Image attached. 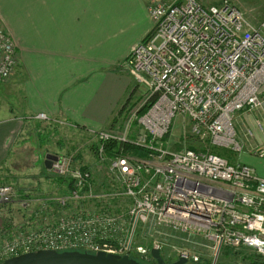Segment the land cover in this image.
<instances>
[{
    "label": "built area",
    "instance_id": "2783aa9c",
    "mask_svg": "<svg viewBox=\"0 0 264 264\" xmlns=\"http://www.w3.org/2000/svg\"><path fill=\"white\" fill-rule=\"evenodd\" d=\"M148 12L153 28L122 65L147 91L133 104L127 99L113 126L90 134L92 166L79 164L78 150L59 151L49 170L57 177L44 180L51 192L29 196L0 185V208L16 203L22 210L21 220L0 232V264L43 250L152 263V249L163 254L164 243L141 244L148 235L182 244L178 259L187 264L217 258L222 249L264 258V179L211 151H241L236 114L264 108V21L252 23L228 1L150 0ZM19 63L13 38L0 28V89ZM178 117L188 119L200 149L164 142ZM30 120L52 124L46 114ZM113 143L121 148L109 153ZM255 148L264 159V145Z\"/></svg>",
    "mask_w": 264,
    "mask_h": 264
},
{
    "label": "crops",
    "instance_id": "0c3cea01",
    "mask_svg": "<svg viewBox=\"0 0 264 264\" xmlns=\"http://www.w3.org/2000/svg\"><path fill=\"white\" fill-rule=\"evenodd\" d=\"M149 2L0 0V28L13 38L20 59L16 74L0 89L1 167L19 157L28 132L41 124L30 120L37 114L81 135L79 141L113 126L138 87L122 65L152 30ZM263 109L236 114L241 148L264 145ZM254 113L262 139L247 137Z\"/></svg>",
    "mask_w": 264,
    "mask_h": 264
},
{
    "label": "rangeland",
    "instance_id": "374dc122",
    "mask_svg": "<svg viewBox=\"0 0 264 264\" xmlns=\"http://www.w3.org/2000/svg\"><path fill=\"white\" fill-rule=\"evenodd\" d=\"M200 1H202L206 5H220L221 3L228 1L239 7L246 14L248 20L252 23L257 24L264 21V0ZM136 89V93H133L131 95V99L127 102V105L133 104V102L135 101L142 100V98L144 97V93L147 91L145 86H140L139 90L138 88ZM262 93L264 95V86L262 88ZM120 112H122V110ZM123 115L124 114H122V116ZM252 115L254 117V122H250V126L248 125V131H251L256 136V138L262 139V134L260 132L261 128L259 127V125L257 126V120L255 118L258 116L255 113ZM21 116V114H18V117ZM59 124L52 123L49 127L44 123H41L35 125L32 131L28 132L25 140L23 139V144L20 146L21 151H19V157L15 158V160H13V162H11L6 167L0 166V185H12L17 189V191H19L20 194L26 193L29 196H37L35 194H39L38 192H51L52 187L46 186L48 184L44 183V180L48 178V175H51L53 177L57 176L56 174L51 173L45 168L44 161L45 156L48 153L52 154L59 151L72 153L78 150L79 154L77 155L80 159L79 164L92 166V164L94 163V156H92V154H95L92 150V141H90L91 137H88L90 135L82 134L83 140L79 141L81 139V135L78 137H74L70 132H66L65 130L61 129V126ZM234 126L237 131L240 132V127L237 126V120H234ZM190 128L191 125L188 119H185L183 121L181 117L176 118L172 127V134L167 136L164 139V142L167 144L171 140V146L176 149H182L184 146L193 148L197 147L198 149H200V142L190 137ZM70 136H72V138H70ZM256 150L257 148H250L249 146H244L241 151H235L232 148L220 147H213L211 149L213 154L228 159L231 164H242L250 166L251 168L255 169L257 175L261 179H264V159L255 155ZM95 172L97 178H104L105 182H107L110 178L108 176H104L105 173H102L99 170H95ZM20 208L21 206L16 203H13V205L11 204L10 208L8 209L7 207L0 208V232H2L9 224L21 220L22 210H20ZM139 232L140 231H138V234ZM155 239L158 242H161V239L164 243L162 256L166 262L170 263L178 260L179 250L183 245L172 238L170 239L167 236L163 238H160L159 236H153L152 238L151 235H148L145 240H143L142 238L140 240V243L150 247L152 245V241H155ZM206 263L264 264V258L258 256L252 250L248 249H222V252L217 258L206 257L201 261L200 264Z\"/></svg>",
    "mask_w": 264,
    "mask_h": 264
},
{
    "label": "water",
    "instance_id": "95a60500",
    "mask_svg": "<svg viewBox=\"0 0 264 264\" xmlns=\"http://www.w3.org/2000/svg\"><path fill=\"white\" fill-rule=\"evenodd\" d=\"M58 160V156L48 153L45 156L44 165L47 170H51L53 163ZM152 257L156 264H187L188 261L181 257L174 262H166L159 249L153 248ZM2 264H141L128 255L120 256L105 252L91 254L79 251L57 252L53 250H43L24 254L11 258Z\"/></svg>",
    "mask_w": 264,
    "mask_h": 264
},
{
    "label": "trees",
    "instance_id": "16d2710c",
    "mask_svg": "<svg viewBox=\"0 0 264 264\" xmlns=\"http://www.w3.org/2000/svg\"><path fill=\"white\" fill-rule=\"evenodd\" d=\"M119 148H121V146L118 145V144H116V143L110 144V145H109V153L113 152V150H117V151H118ZM191 148H193V147H191ZM193 149H198V148H197V147H194ZM126 150H129V151H130L131 153H133V154H137V155H139V152H137V150H135V149H132V147H130V146H126ZM117 151H115V152H117ZM131 258L137 260V261L140 262L141 264H156L155 261L152 262V263H150V262H146V261L143 260L142 258L140 259V257L137 256V255H132ZM198 264H200V263H198ZM206 264H207V263H206Z\"/></svg>",
    "mask_w": 264,
    "mask_h": 264
}]
</instances>
